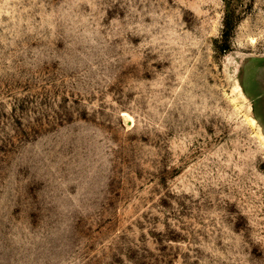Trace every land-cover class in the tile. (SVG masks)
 I'll use <instances>...</instances> for the list:
<instances>
[{
	"label": "rangeland",
	"instance_id": "rangeland-1",
	"mask_svg": "<svg viewBox=\"0 0 264 264\" xmlns=\"http://www.w3.org/2000/svg\"><path fill=\"white\" fill-rule=\"evenodd\" d=\"M0 264H264V0H0Z\"/></svg>",
	"mask_w": 264,
	"mask_h": 264
}]
</instances>
